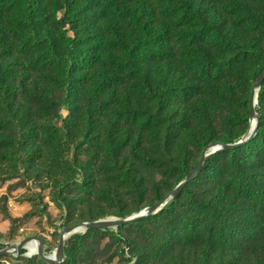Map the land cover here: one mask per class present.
Returning a JSON list of instances; mask_svg holds the SVG:
<instances>
[{
    "label": "rangeland",
    "instance_id": "1",
    "mask_svg": "<svg viewBox=\"0 0 264 264\" xmlns=\"http://www.w3.org/2000/svg\"><path fill=\"white\" fill-rule=\"evenodd\" d=\"M33 1L36 3L34 23H17L14 27L11 56L18 75L17 87L20 88L25 80L28 88L35 89L37 82L50 101L39 113L41 139L34 140V136L26 134L33 140L28 142L23 137L25 126L16 124L9 129L17 134V139L0 142V250L28 236H40L45 239L46 255H52L56 254L63 227L80 221L116 217L113 214L119 209L130 215L146 208L178 186L184 170H190L199 161L203 145L226 139L239 142L250 130L251 73L258 62L243 60L236 40L227 35L225 40L216 39L208 46L213 53L209 60L222 65L215 71L207 64L196 66L198 68L192 67L195 65L176 66L179 65L177 55L173 56L171 78L168 82L160 79L161 83L165 82L170 92H174L172 80L178 85L191 81L193 84L189 86L195 88L165 98L161 88L159 90L161 86H155L152 100L158 108L159 104L165 105L168 116L177 103H196L204 98V89H200L198 83L209 85L210 77L218 81L216 85L225 88L222 91L226 98L220 105L205 107L185 117L182 124L177 125L176 120L163 124L159 145L156 147L152 141L150 144L152 154H159L162 160L137 163L144 183L124 186L121 176L129 171L128 166L125 165L120 174L110 163H102L98 145L107 135L136 126L128 113L130 109L115 110V106L101 103L102 98L87 99L80 88V98H71L74 84L80 87V70L87 66L90 53L98 49L95 46L99 44L101 2ZM251 6L260 17L258 23L264 21V0H255ZM67 21L75 25L69 29ZM255 29L263 36L260 46L264 51V24L259 30ZM172 45L178 49L177 42ZM138 83L137 78L121 82L131 93L138 91L135 87ZM155 83H158L157 78ZM14 94L16 92L10 97ZM206 101L209 98H205ZM64 105L72 109L68 118L62 113ZM256 111L264 112L259 101ZM8 146L12 149L10 153ZM249 151L248 147L241 150L242 153ZM161 210L151 220L70 234L65 247L77 242L78 251L61 264H164L161 257L156 258V246L172 228L171 218ZM0 264L48 263L38 255H28L27 249H23L20 256H0Z\"/></svg>",
    "mask_w": 264,
    "mask_h": 264
},
{
    "label": "trees",
    "instance_id": "2",
    "mask_svg": "<svg viewBox=\"0 0 264 264\" xmlns=\"http://www.w3.org/2000/svg\"><path fill=\"white\" fill-rule=\"evenodd\" d=\"M99 1L102 9L97 33L99 44L95 46L98 49L90 53L87 66L80 70V87L74 84L71 98H80V88L87 99L102 98L101 103L115 106V110L130 109L128 113L136 126L107 135L98 145L99 156L102 163H110L120 174L122 168L128 166L129 171L120 175L124 186H142L143 173L136 165L162 160L159 154H152L150 144L152 141L156 147L159 145L163 124H172L174 120L177 125L182 124L185 117L205 107L220 105L226 98L222 91L225 88L216 85L218 81L210 77L209 85L198 83L199 88L204 89V98L196 103H177L168 116L165 105L158 103V108L152 100L155 86H161L159 90L161 88L165 98L195 88L189 86L193 84L191 81L178 85L172 80L174 92H170L165 82L171 78V58L177 55L179 65L176 66L198 68L207 64L215 71L222 65L209 60L213 53L208 46L216 39L225 40L227 35L236 40L243 60L258 62L251 73L254 84L264 70V51L260 46L263 36L258 35L255 28H260L264 21L258 23L260 17L251 6L255 0ZM35 12L33 0H0V142L17 139V134L9 129L16 124L25 126L23 137L30 143L33 140L26 134L34 136V140L43 137L39 113L50 98L37 82L35 89L28 88L25 80L17 87L18 75L11 56L14 27L17 23H34ZM67 22L69 29L75 25ZM174 42L178 43L177 50L172 45ZM136 78L139 83L135 85L138 89L135 93L121 84L125 79ZM160 79L165 82L161 83ZM205 98L209 101L204 102ZM258 101L260 107H264V84ZM70 110L64 105L62 113L68 118ZM259 114L257 137L242 147L250 148L249 152L242 153L240 148L211 157L200 176L162 208V213L171 218L172 228L156 246V258L161 257L164 264H264V112ZM49 134L51 136V132ZM221 142L231 144L235 140ZM11 151L8 146L7 152ZM192 169L184 170L178 184ZM80 176L84 178L83 174ZM128 214L119 209L113 215L125 217ZM154 217L155 214L146 219ZM76 236L79 238L80 234ZM77 251V242L65 247L66 260L73 258Z\"/></svg>",
    "mask_w": 264,
    "mask_h": 264
},
{
    "label": "water",
    "instance_id": "3",
    "mask_svg": "<svg viewBox=\"0 0 264 264\" xmlns=\"http://www.w3.org/2000/svg\"><path fill=\"white\" fill-rule=\"evenodd\" d=\"M264 84V70L256 82L252 85L251 95L249 99V108L251 119L255 120L254 128L249 130L248 133L237 143L226 144L223 142H218L214 144H209L203 148L201 156L197 164L193 167L192 171L186 176V178L178 184V186L173 189L166 197L158 200L157 202L151 204L150 206L140 209L125 217H108L105 219H98L93 221H80L70 226L63 227L59 232V241L56 254L46 255L44 251L45 239L40 236H28L20 242L11 244L10 246L0 250V256L5 254H11L15 256H20L21 251L26 248V244L31 240L38 241V249L35 255H38L44 262L48 264H61L66 261L65 256V242L66 238L72 233H78L80 230H88L91 228L95 229H107V228H117L123 225H130L134 222L140 221L142 219L149 218L154 214L158 213L164 206L169 204L171 201L176 199L184 189L194 180H196L202 173L205 163L213 156L221 153L232 152L243 146L251 143L257 137L258 129L260 125L261 115L256 111V105L258 103V96L261 87ZM251 123V121H250Z\"/></svg>",
    "mask_w": 264,
    "mask_h": 264
},
{
    "label": "bare ground",
    "instance_id": "4",
    "mask_svg": "<svg viewBox=\"0 0 264 264\" xmlns=\"http://www.w3.org/2000/svg\"><path fill=\"white\" fill-rule=\"evenodd\" d=\"M254 123H255V120L254 119H251V123H250V130H252L254 128ZM82 231V230H80ZM38 241L36 240H31L29 241L27 244H26V248H27V253L28 255H35V253L37 252V249H38Z\"/></svg>",
    "mask_w": 264,
    "mask_h": 264
}]
</instances>
